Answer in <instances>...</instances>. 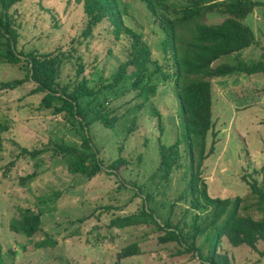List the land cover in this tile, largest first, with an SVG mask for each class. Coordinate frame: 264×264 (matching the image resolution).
<instances>
[{"label": "rangeland", "instance_id": "374dc122", "mask_svg": "<svg viewBox=\"0 0 264 264\" xmlns=\"http://www.w3.org/2000/svg\"><path fill=\"white\" fill-rule=\"evenodd\" d=\"M117 1L122 28L116 30L104 20L83 37L87 18L82 0H24L9 12L18 34L15 49L23 54H64L59 81L69 90H74L80 80L93 89L114 81L119 65L128 60L130 52L125 30L140 37L156 64H165L162 42L166 34L159 22L179 17L173 8L186 6L188 0H167L165 7L153 5L154 11L145 0ZM252 1L256 7L242 23L252 30L255 45L237 57L218 59L213 68L227 64L240 69L258 62L264 66V0ZM226 18L212 11L197 22L216 26ZM3 43L0 41V46ZM80 65L83 75L78 76ZM154 68L149 65V71ZM23 78L20 64H6L0 57V82ZM132 81L126 78L111 90L82 99L83 122L77 115L40 109L42 94L33 93L35 85L31 81L14 90L0 91L3 264H115L117 254L131 244H137L141 254L120 264H203L197 252L182 253L191 246L208 257L211 247L206 238L211 242L214 231L195 236L194 228L206 222L213 209H191L192 196L184 181L188 159L185 123L175 82L164 83L154 72L133 91ZM210 82L212 126L207 148L213 143V151L203 168L207 193L212 199L233 202L239 198L242 216L264 219V213L257 209L258 200L243 180H256L262 186L256 172L264 167V71L246 74L236 70ZM96 115L117 121L112 128L101 122L90 123ZM84 122H89L87 129L82 128ZM83 136L90 140L89 151L81 147ZM178 140L185 158L181 168L167 180L154 181L160 146ZM61 145L72 146L78 153H95L102 168L119 158L126 167L118 175L101 172L92 179L71 175L66 161L55 153ZM25 209L40 211L42 229L57 242L55 245L38 248V239L28 240L10 232V221L18 219ZM232 210L231 206L227 215ZM133 215H141L147 224L125 229L110 225L114 219ZM165 231L179 232L185 242L163 241L169 240ZM261 250L259 245L258 252ZM217 251L224 253L231 264H264V258L245 246L227 248L221 241Z\"/></svg>", "mask_w": 264, "mask_h": 264}, {"label": "trees", "instance_id": "16d2710c", "mask_svg": "<svg viewBox=\"0 0 264 264\" xmlns=\"http://www.w3.org/2000/svg\"><path fill=\"white\" fill-rule=\"evenodd\" d=\"M22 1L24 0H0V41H4L0 46V57L6 64H20V68L24 72L23 79L0 82V91L14 90L25 81H31L35 85L33 93L42 94L40 109H51L55 111V114L77 115L83 122L85 116L80 101L84 98L95 97L103 90H111L125 82L126 78H132L131 90L133 91L143 85L148 75L154 72L162 76L165 80L164 83L175 82L185 123L184 142L188 149V159L184 181H186V191L192 196L191 209L194 211L207 207L213 209L206 222L196 225L194 235L214 231L210 239L211 242H209V238H206L211 247L210 251L208 248V257L203 256L206 253L201 255L197 247L193 246L182 253L197 252L203 264H231L224 253L217 251L219 243L222 241L227 248L245 246L264 258V219L254 220L251 217L242 216L239 211V198L232 202L229 199L209 197L207 184L203 178L204 163L213 151V143L210 149L207 148V136L212 126V84L210 80L224 78L236 70L246 74L264 71L261 62L250 66H241L240 69H234L227 64H221L216 68L212 67L218 59L232 55L237 57L241 52L255 45L252 30L242 21L252 14L256 3L252 0H223V3L216 2L219 0H188L186 6L173 8V13L179 14V17L167 20L164 24L159 22L166 34L162 42V55L165 64H156L150 57V50L141 43L140 37L125 30L130 40V52L128 60L119 65L114 81L93 89L89 88L85 81L80 80L74 90H69V86H63L59 81L61 69L65 63L64 54L55 53V51L23 54L16 51L18 34L13 29L9 12L12 7ZM145 1L152 11H154L153 5L165 7L168 3L167 0ZM82 2L83 13L87 18V26L82 33L83 37H88L93 28L104 20H109L116 30L122 28L117 0H82ZM212 11H218L227 18L216 26H207L197 22L204 13ZM149 65H154L153 72L149 71ZM82 72L83 67L81 66V69L77 70V75H83ZM116 121L115 118L108 119L96 115L90 123L101 122L106 128H112ZM88 125L89 122H84L82 128L87 129ZM89 142V138L83 136L81 140L83 150H90ZM180 142L178 140L173 144L160 146L157 170L152 176L154 181L167 180L174 171L181 168L185 158L181 155ZM55 151L66 161L67 172L74 176H81V178H97L96 176L101 172L118 175L119 170L126 167V162L119 158L109 166L102 168L95 158V153H78L72 146L61 145ZM256 173L260 174L262 186H259L256 180L247 181L244 178L243 180L250 193L258 200V211L264 213V167ZM231 206L233 210L227 215ZM41 217L42 215L37 209L21 210L19 218L10 221L9 230L28 240L38 239L36 245L38 248L53 246L57 242L49 239L44 233ZM141 224L147 223L143 221L141 215H133L114 219L110 225L116 229H125ZM166 228L169 229L170 226L166 225ZM165 236L169 239L163 240L165 242H185L177 231L171 233L165 231ZM259 245L262 249L260 252H258ZM140 254L137 244H131L117 254L115 264H120L123 260ZM180 254L181 252L177 255ZM0 264H3L1 251Z\"/></svg>", "mask_w": 264, "mask_h": 264}]
</instances>
